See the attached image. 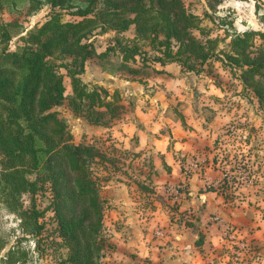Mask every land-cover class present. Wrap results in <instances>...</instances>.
Instances as JSON below:
<instances>
[{
  "label": "rangeland",
  "instance_id": "obj_1",
  "mask_svg": "<svg viewBox=\"0 0 264 264\" xmlns=\"http://www.w3.org/2000/svg\"><path fill=\"white\" fill-rule=\"evenodd\" d=\"M183 2L189 12L201 20L204 32L194 30L196 37L203 41L208 38L217 39L218 42L217 56L207 62L200 74L183 72L184 82L182 80V84H171L177 93L167 91L165 83H162V88L167 92L159 93L156 84L161 86V82L155 76L159 64L153 59L160 53L149 42L133 41L136 36L135 27L132 26L124 33L97 30L90 42L98 53L107 55L89 59L86 72L81 78L90 88L107 89L112 97H116L115 103L122 105L123 109L107 126H98L91 124L85 115H76L68 100L55 108L60 117L66 120L74 143L90 145L105 157L97 159L93 165L105 207L102 234L108 246L102 252L104 257L101 261L103 264H128V258L121 253L123 240L140 232L151 233L150 221L156 219L155 223L159 221V225L154 227V231L159 233L170 230L171 224H176L177 228L182 227V230L186 226L189 232L193 226L198 229L199 225H203L207 229L212 223H218L215 231L216 236L218 234L220 237L216 238L222 242V246L214 254L219 253L216 257L219 264H264V108L259 105L256 95L244 88L242 71L237 68L232 70L225 57L231 50L229 35L251 30L264 31V0ZM11 3L6 0L7 6L0 12V24L17 21L26 30H31L53 13L48 5L33 15L25 0H21L17 7L11 6ZM69 13L63 11L62 19L76 20ZM135 43L145 53L146 60L138 56L135 61L125 63L119 44ZM22 45L21 38L15 37L10 43V49L14 51ZM61 73L65 75L66 95L71 96V80L65 70L62 69ZM141 97L146 99L142 105L158 104L157 108L163 106L167 118L181 123L187 130L201 133L194 138L198 144L200 138L205 139V144H202V160L195 155V149L188 150L187 158L180 145H176L175 150L176 146L171 140L167 144L168 149L178 152L175 156L177 161L182 162L181 165L184 164L182 169L186 177L192 178L203 165L212 166L213 153L217 150L221 168L219 177L208 174L207 179L204 178L205 181L197 185H189L188 181L181 182L177 194L171 191L159 193L156 184L158 172L155 170L151 146L155 147L154 141L141 146L136 134L138 123L135 114ZM190 107L191 117L186 119L183 111ZM172 129L163 125L161 133L173 137ZM156 136L160 137L159 134ZM216 137L218 144H214ZM167 142L165 140V144ZM212 179H220L222 182L215 186ZM224 180L228 183L225 185V200L230 205L224 209L229 211L230 207L233 209V206H239L235 215L238 221L235 224L221 223L218 209H214L211 214L205 213L207 207L201 206L199 200L190 201V206L188 203L187 207L183 206L182 201L188 198L189 193L194 192L199 199L200 194L216 190V187L223 188ZM210 197L212 202L214 196ZM52 200L49 185H45L34 196L35 209L42 214L38 221L41 230L35 236L25 232L19 216L0 203V241L5 244V248L0 250V261L4 259L1 264L11 263L9 255L18 261L15 264H68L69 251L59 237ZM23 203L26 209H30L34 204L32 196L25 195ZM201 218L204 221L198 224L197 220ZM198 234L197 241L202 238L205 242L207 234H204V230ZM214 248L209 242L205 253L210 254L209 251L212 252Z\"/></svg>",
  "mask_w": 264,
  "mask_h": 264
},
{
  "label": "trees",
  "instance_id": "obj_2",
  "mask_svg": "<svg viewBox=\"0 0 264 264\" xmlns=\"http://www.w3.org/2000/svg\"><path fill=\"white\" fill-rule=\"evenodd\" d=\"M9 1L17 7L21 0ZM25 1L33 15L44 5L53 13L31 30L17 21L0 24V203L19 216L25 232L39 235L42 214L35 209L34 196L49 185L58 234L69 251L67 263L103 264L102 252L108 246L102 234L105 207L93 165L105 157L90 145L74 143L66 120L55 108L68 100L76 115H85L98 126H107L123 109L107 89L90 88L81 78L89 59L107 55L90 42L97 30L124 33L134 26L133 41L149 42L160 53L153 59L156 63H176L183 72L197 75L217 56L218 42L196 37L194 30L204 32L201 20L183 0ZM6 6V0H0V12ZM63 11L76 20L64 21ZM15 37L23 45L13 51L10 43ZM229 37L226 60L232 70L242 71L244 88L264 108V31ZM136 43L119 44L125 63L138 56L146 60ZM62 69L71 80V96L66 95ZM27 194L34 203L30 209L23 203ZM4 248L0 241V250ZM8 258L9 264L18 262Z\"/></svg>",
  "mask_w": 264,
  "mask_h": 264
},
{
  "label": "crops",
  "instance_id": "obj_3",
  "mask_svg": "<svg viewBox=\"0 0 264 264\" xmlns=\"http://www.w3.org/2000/svg\"><path fill=\"white\" fill-rule=\"evenodd\" d=\"M156 68L160 71V73L158 72L157 75H155L161 82V86L156 84L159 93H166L169 90H173L171 88V84L176 82H180L182 84V80L184 82L185 76L182 68L178 64L173 63L166 66L159 64V67ZM162 83H165L167 91L162 88ZM173 91L177 93L176 90ZM145 100L143 97L140 98L138 110L135 114L137 116L138 123V130L136 131V134L139 137L141 146H146L149 143L151 144L152 140L154 141L155 147L153 145L151 146L153 149L155 170L158 172L156 184L158 186L157 190H160L159 193L161 192L162 194H166L168 191H171L173 194H176V191L174 190L181 182L188 181L189 185H197V183L205 181L204 178H206L208 174H215L219 177L220 175L218 173H221L219 150L213 153V159L211 161L212 166L208 167L209 165H200L201 167L196 171L192 178L188 179L186 177V172H183L182 169V165L184 164L181 165L182 162L177 161L175 155H178V152L175 150H177V146L180 145L181 148H184V156H186L188 150L195 149V155L199 160H202L204 158V145L202 146V144L206 142L204 141L205 139L199 137L200 144H198V141L194 138L195 135L198 136V134L201 135V133H195L187 130L182 127L181 123L167 118L165 115L166 111L163 110L165 107L162 105V107L158 108L156 107L158 104L156 106L142 105ZM191 110L192 109L190 107L183 111V115L186 119L191 117ZM171 121H173V124H170ZM163 125L173 128L171 131L173 137H166L161 133ZM201 125L203 126V124ZM156 134H159L160 137H157ZM165 140L168 141L166 144ZM170 140L175 146L177 145L176 148H174L175 150L168 149L167 144L169 145ZM217 140L218 138L215 139L214 144H218L219 141ZM220 179H212L213 184L215 186L219 185V183L221 184L222 180ZM216 188L217 189L215 191H208L207 193L200 194L199 199L196 198V194L194 192L189 193L188 198L182 201L183 206L187 207V203L188 206H190V201L192 202L194 200L198 202L199 200L201 201V206L207 207V211L205 210V213L211 214L214 209L220 210L219 212L222 217L221 223L237 222L238 218L235 215L239 206H233V209L230 207L229 211L224 209L225 207L230 206L227 200H225L226 192L224 193V191L221 190L223 188ZM210 196H214L212 202H210ZM200 213L202 214L204 212L200 211ZM203 219L201 218L197 220L198 224L203 223ZM155 221L156 219L150 221V223L152 222L151 233L143 234L140 232L139 234L137 233L136 236L133 235L129 237L128 240L125 239L126 241L123 240L122 245L124 248L121 253L125 258H128V264H219L216 259L219 253L217 252L214 254V251L222 246V242L216 238L220 237L218 234L216 236L215 231V227H217L218 223H212V225H210L207 229L204 228L203 225L202 227L199 225L198 229L193 226L192 231L189 232V228H186V226H184V229L182 230V227L179 226V228H177L176 224H171L169 227L170 230H163V232L160 233L156 231V233L154 231V227L159 225V221L157 222L158 224L155 223ZM201 230H204V234H207V238L205 242L203 239L202 242L198 244L199 241L197 242V235H199L198 233L199 231L201 232ZM213 234L214 236L211 237ZM209 242H211V246H214L215 248L212 252L209 251L210 254H207L205 253V250L207 251V245ZM248 263L251 264V262Z\"/></svg>",
  "mask_w": 264,
  "mask_h": 264
},
{
  "label": "built area",
  "instance_id": "obj_4",
  "mask_svg": "<svg viewBox=\"0 0 264 264\" xmlns=\"http://www.w3.org/2000/svg\"><path fill=\"white\" fill-rule=\"evenodd\" d=\"M179 188H180V186L177 187V188L174 190V191H176V192H175L176 194L179 192Z\"/></svg>",
  "mask_w": 264,
  "mask_h": 264
}]
</instances>
